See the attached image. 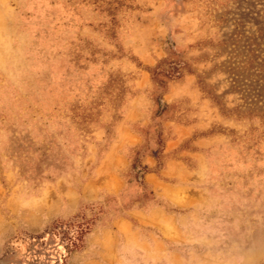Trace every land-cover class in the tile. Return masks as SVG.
I'll use <instances>...</instances> for the list:
<instances>
[{
	"label": "rangeland",
	"instance_id": "rangeland-1",
	"mask_svg": "<svg viewBox=\"0 0 264 264\" xmlns=\"http://www.w3.org/2000/svg\"><path fill=\"white\" fill-rule=\"evenodd\" d=\"M0 264H264V0H0Z\"/></svg>",
	"mask_w": 264,
	"mask_h": 264
},
{
	"label": "trees",
	"instance_id": "trees-1",
	"mask_svg": "<svg viewBox=\"0 0 264 264\" xmlns=\"http://www.w3.org/2000/svg\"><path fill=\"white\" fill-rule=\"evenodd\" d=\"M163 64L166 65V67H159L156 70L153 71L154 78L162 77L159 83H164L163 79H166L168 82L174 81V80H180L183 76L182 73V67L181 62L176 61H167L165 60ZM165 84V83H164ZM138 170V164L136 161V164L132 166V169L136 171L135 179L139 186H142L144 189L145 187H148L149 185L145 182L144 177L147 173L150 172L149 168L146 166L139 165ZM162 168L161 164H158V168ZM147 189V188H146ZM151 198L149 199V202H153L150 206V209H152L154 206H156V200L154 197V194L150 192ZM147 198V196L145 195ZM136 203V202H135ZM135 203L134 206H129L126 208V211H131L135 209ZM149 209V210H150ZM94 226V223L92 220L82 219L79 222H62L58 227V234L62 235L60 240L65 243V248L68 250V252H74L82 248L83 246V238L88 234L92 227Z\"/></svg>",
	"mask_w": 264,
	"mask_h": 264
},
{
	"label": "crops",
	"instance_id": "crops-1",
	"mask_svg": "<svg viewBox=\"0 0 264 264\" xmlns=\"http://www.w3.org/2000/svg\"><path fill=\"white\" fill-rule=\"evenodd\" d=\"M176 167L175 162L170 161V164L168 165L165 173H171V177H175L174 174H172L173 169ZM166 185V184H165ZM153 211L155 212H161L162 210L159 207H156L154 210H152L149 214H151ZM148 213L142 212L138 209H134L128 212V215L132 217H138V216H143V215H149ZM127 220V219H126Z\"/></svg>",
	"mask_w": 264,
	"mask_h": 264
}]
</instances>
